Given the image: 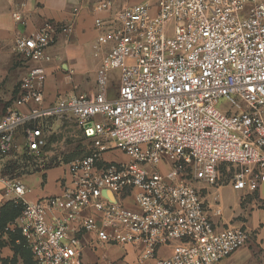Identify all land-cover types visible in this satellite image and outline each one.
Here are the masks:
<instances>
[{
  "label": "built area",
  "instance_id": "2783aa9c",
  "mask_svg": "<svg viewBox=\"0 0 264 264\" xmlns=\"http://www.w3.org/2000/svg\"><path fill=\"white\" fill-rule=\"evenodd\" d=\"M157 6L156 13L147 3L123 8L120 27L95 44L98 56L102 43L112 41L98 67L96 95L23 113L22 105L44 103L43 69L31 68L0 120V160L22 154L41 160L45 117H71L84 137L99 139L89 155L67 164L70 183L62 195L29 202L21 179L9 184L12 202L23 209L5 231L21 234L36 264H84L82 242L70 235L76 219L101 242L144 246L139 264H219L248 241L244 227L215 228L189 175L218 187L219 166L228 163L242 167L231 181L235 190L255 191L264 180V0H158ZM111 7L98 0L96 10ZM12 16L26 23L20 11ZM55 36V24L45 22L21 34L14 50L49 61ZM114 72L120 87L111 97ZM112 150L128 159L102 163ZM127 195L135 209L118 200ZM84 208L100 218L80 215ZM58 209L66 216L48 221ZM222 214L216 198L213 215ZM162 246L172 248L170 256L156 255Z\"/></svg>",
  "mask_w": 264,
  "mask_h": 264
},
{
  "label": "crops",
  "instance_id": "0c3cea01",
  "mask_svg": "<svg viewBox=\"0 0 264 264\" xmlns=\"http://www.w3.org/2000/svg\"><path fill=\"white\" fill-rule=\"evenodd\" d=\"M97 1L27 0L26 6L22 7L21 0H0V34L3 40V47L0 49V120L15 106V100L21 93L22 81L31 68L43 69L44 81L40 83V87L44 93V103L37 105L30 102L22 105L19 110L23 113L37 108L49 109L62 98L96 95L98 67L102 55L112 46V41L102 43L98 56L95 55L94 46L100 38L120 27L118 12L123 8L143 3L150 4L154 13L158 10V0H108L112 2V7L107 11L98 12ZM16 10L22 13L26 23L13 18L12 13ZM96 19L102 20L103 25L99 27ZM48 21L56 26L54 43L47 49L51 57L49 61L32 60L14 50L15 40L21 34H29ZM114 74L118 76V73L114 72L112 79ZM109 95L116 96L110 94V88ZM50 119L51 117L42 119L46 144L47 132L51 129ZM85 139L91 143L92 152L99 139ZM23 140L24 130L20 129L16 141L22 145ZM46 156L48 155L45 147L40 162L37 161L34 166L37 169L26 171V167L24 173H18L23 170V164L17 162L19 156L12 155L0 160V264H36L21 234L6 232L4 226L17 213L11 206L14 195L9 192V184L13 178L21 179L26 185L29 190L26 200L29 202H37L49 196H60L70 183L68 163L45 167L42 159ZM127 159L125 153L112 150L104 153L102 163ZM198 187L217 230L244 227L249 234L247 243L222 259L219 264H264V180L255 191L235 190L231 182L218 187L208 184ZM216 198L223 208L221 216L213 215ZM118 200L126 207H137L132 196L119 197ZM66 214L62 209L52 210L47 219L54 223ZM80 215L100 218L101 213L93 208H84ZM73 226L76 230L70 232V235L77 236L82 242L84 264H139L140 256L145 251L142 245L123 246L101 242L95 232H87L81 228L79 219L74 220ZM171 253L170 246H162L157 249L156 255L164 258ZM144 264L153 263L152 260H147Z\"/></svg>",
  "mask_w": 264,
  "mask_h": 264
},
{
  "label": "rangeland",
  "instance_id": "374dc122",
  "mask_svg": "<svg viewBox=\"0 0 264 264\" xmlns=\"http://www.w3.org/2000/svg\"><path fill=\"white\" fill-rule=\"evenodd\" d=\"M119 87L118 76L117 74H114L110 84V94L117 96L119 93ZM223 104H225V102L224 100H221L220 105L223 106ZM49 123L51 129L47 132L46 144V154L48 156L44 159L45 161L42 159V163L51 167L57 166L61 163H69L73 160L81 159L91 153V143L83 137L73 118L68 116L61 118L51 117ZM38 161L40 162V160ZM241 169V166L222 163L219 166L221 172L220 184H229L234 179L235 174L240 172ZM189 178L195 180L199 186L207 184L203 180H198L194 177L192 172L190 173Z\"/></svg>",
  "mask_w": 264,
  "mask_h": 264
},
{
  "label": "trees",
  "instance_id": "16d2710c",
  "mask_svg": "<svg viewBox=\"0 0 264 264\" xmlns=\"http://www.w3.org/2000/svg\"><path fill=\"white\" fill-rule=\"evenodd\" d=\"M17 162H21L23 164V170H21L18 173H24V171L26 170V167H28L26 171H29V170L33 171V170L37 169V167L36 168L34 167L35 165H37V159L32 158L26 154L19 155ZM44 166L50 167L47 164H44ZM11 206L13 209L16 210L17 213L13 219H11L10 221L7 222V224L9 222H11L12 220H14L17 216H19L22 212V209H23L22 206H16L13 202H11ZM7 224H5L4 229L6 228Z\"/></svg>",
  "mask_w": 264,
  "mask_h": 264
}]
</instances>
